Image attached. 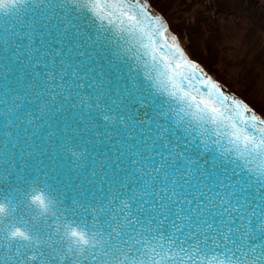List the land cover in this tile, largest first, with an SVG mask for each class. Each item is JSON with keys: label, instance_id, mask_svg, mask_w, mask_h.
<instances>
[{"label": "snow or ice", "instance_id": "snow-or-ice-1", "mask_svg": "<svg viewBox=\"0 0 264 264\" xmlns=\"http://www.w3.org/2000/svg\"><path fill=\"white\" fill-rule=\"evenodd\" d=\"M0 264H264V116L148 0H0Z\"/></svg>", "mask_w": 264, "mask_h": 264}, {"label": "rangeland", "instance_id": "rangeland-1", "mask_svg": "<svg viewBox=\"0 0 264 264\" xmlns=\"http://www.w3.org/2000/svg\"><path fill=\"white\" fill-rule=\"evenodd\" d=\"M213 74L264 114V0H151Z\"/></svg>", "mask_w": 264, "mask_h": 264}, {"label": "trees", "instance_id": "trees-1", "mask_svg": "<svg viewBox=\"0 0 264 264\" xmlns=\"http://www.w3.org/2000/svg\"><path fill=\"white\" fill-rule=\"evenodd\" d=\"M160 10V9H159ZM161 11L163 12V13H165V9H161ZM173 30H175V32L177 33V34H179V36L181 37V33L178 31V30H176V29H173ZM185 47H186V49H187V51H188V53L190 54V56L191 57H193V58H195L196 60H198V61H200L201 63L203 62V63H205L201 58H199V56H197L194 52H193V50L191 49V47L186 43L185 44ZM202 63V64H203ZM206 64V63H205ZM204 65V64H203ZM205 66V65H204ZM206 67V66H205ZM211 73L212 72H214V71H212L211 69H209L208 67H206ZM216 77L217 78H219L220 80H222V81H224V78L222 77V76H219V75H217L216 74Z\"/></svg>", "mask_w": 264, "mask_h": 264}, {"label": "water", "instance_id": "water-1", "mask_svg": "<svg viewBox=\"0 0 264 264\" xmlns=\"http://www.w3.org/2000/svg\"><path fill=\"white\" fill-rule=\"evenodd\" d=\"M149 4V3H148ZM151 10L154 12V13H157L159 15H161L158 11H156L152 6H151ZM162 16V15H161ZM164 18V17H163ZM165 19V18H164ZM166 20V19H165ZM168 24V23H167ZM169 27V26H168ZM170 33H173L171 30H170ZM206 72V71H205ZM209 75V74H208ZM210 76V75H209ZM221 84V83H220ZM221 86L224 88V90L230 94H233L231 91H229L223 84H221ZM235 95V94H233ZM236 96V95H235ZM237 98H239L238 96H236ZM240 99V98H239Z\"/></svg>", "mask_w": 264, "mask_h": 264}, {"label": "clouds", "instance_id": "clouds-1", "mask_svg": "<svg viewBox=\"0 0 264 264\" xmlns=\"http://www.w3.org/2000/svg\"><path fill=\"white\" fill-rule=\"evenodd\" d=\"M0 203H5V202H3V201H0Z\"/></svg>", "mask_w": 264, "mask_h": 264}]
</instances>
